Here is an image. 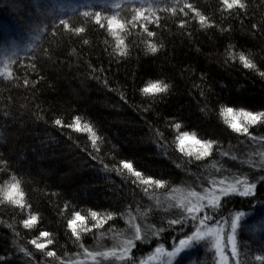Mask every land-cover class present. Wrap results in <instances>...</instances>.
Here are the masks:
<instances>
[{
  "label": "trees",
  "instance_id": "16d2710c",
  "mask_svg": "<svg viewBox=\"0 0 264 264\" xmlns=\"http://www.w3.org/2000/svg\"><path fill=\"white\" fill-rule=\"evenodd\" d=\"M184 2L179 0L175 15L156 12L154 22L147 25L154 37L140 27L143 21L136 22L135 28L126 25V32L120 34L126 54L120 56L106 27L100 29L82 17L87 7L62 12L48 0H0V48L20 39L24 44L10 67L11 78H0V156L9 163L6 171L0 170V186L16 175L26 203L21 209L0 201V264H60L47 257V251H55L64 261H81L84 248L103 251L132 236L130 221L146 235L143 243L136 242V261L194 230L191 221L183 232L180 225L169 227L167 221L182 212L169 200L170 194L175 189L207 187L213 179L246 176L257 183L255 198H224L223 207L213 214L221 222L230 213H248L258 201L264 203V164L258 165L260 170L253 169L260 161L255 154L264 152V124L252 126L250 136L238 135L220 115L221 106L264 110V76L260 75L264 72V0H243L246 8L233 14L222 10L220 0H187L208 17L211 26L203 28L193 12L185 9V16L179 11ZM176 3L161 0L159 6ZM92 9L119 11L125 21L135 14L131 5ZM61 18L72 31L59 24ZM180 21H185L183 28ZM76 27H84L85 32L76 34ZM149 42L157 45V53L147 50ZM241 54L256 68H244ZM155 80L168 83V92L142 95L140 89ZM76 116L94 126L101 138L99 151L87 133L54 124L57 118L70 124ZM177 122L182 124L180 131H195L202 139L217 141L212 154L196 161L178 152V133L172 127ZM121 160L132 161L145 176L163 179L165 186H151L145 192L146 186L127 170L105 171L106 164L119 167ZM90 210L101 217L111 213L113 219L96 229ZM75 211L86 217V225L77 226L79 241L67 227ZM31 214L38 216V222L25 229L22 220ZM83 227L91 230L85 232ZM161 228L158 235L152 234ZM40 231H49L54 240L43 252L29 243ZM262 245L264 230L258 222L238 229L245 264H256L254 257L261 254ZM21 248L32 255L25 256ZM183 264H215V253L202 242L184 255Z\"/></svg>",
  "mask_w": 264,
  "mask_h": 264
},
{
  "label": "snow or ice",
  "instance_id": "6c2138e0",
  "mask_svg": "<svg viewBox=\"0 0 264 264\" xmlns=\"http://www.w3.org/2000/svg\"><path fill=\"white\" fill-rule=\"evenodd\" d=\"M161 0H139V6L134 3V0H120V2L112 3L110 8L112 10H119L122 7L131 5L132 11L135 13L131 20L125 21L120 18L119 11H113L111 14L104 10H93L91 4L87 5L89 10L82 11L81 15L86 22L98 26L100 29L106 27L108 33L116 41L115 51L118 55L123 56L126 54L124 47L125 40L121 37V33L126 32V25L130 24L133 28L136 27V22L140 23V27L146 32L148 37H154L156 33L150 31L147 27L148 24L153 23L152 17L156 16L157 11H169L173 15L176 14L179 6V0L172 7L160 8ZM222 10L229 14H233L235 10H244L246 8L243 0H220ZM185 9L193 12L198 17L200 26L210 27L208 17L197 10L192 3L185 0L183 7L179 8V11L185 16L188 15ZM75 11V10H74ZM147 13V15L145 14ZM157 24L159 17H156ZM59 24L64 29L72 31L69 23L65 19H59ZM179 26L183 28L185 21H180ZM255 28L256 25H253ZM76 34L84 33V27H76L74 29ZM87 43V41H85ZM9 50L12 52V56H18L20 48L15 42H12L6 48L3 49L5 53ZM147 50L155 54L158 51L156 44L149 42L147 44ZM239 60L242 62L243 67L246 69H255L256 65L244 54L239 56ZM264 76V72L260 73ZM0 76L5 79H9L12 76L11 70L8 65L0 67ZM28 82L25 81V84ZM170 85L162 80H155L148 82L140 89L142 95L155 97L160 94L167 93ZM123 99V97H121ZM220 115L224 118L225 124L232 132L238 135L250 136V128L257 124H264V110L254 112L246 109H235L231 106H221ZM54 124L60 127H68L78 133H87L88 138L91 141L92 147L99 151L98 142L100 136L95 130L94 126L89 122H83L81 117H73V121L70 124H65L64 121L57 118L54 120ZM177 130L175 136L176 150L187 157H194L196 161H201L212 154L214 146L217 141L211 139H202L198 137L195 131H180L182 124L177 122L172 125ZM162 135V134H161ZM253 139H255L253 137ZM261 161L264 163V153H260ZM95 158V157H94ZM234 158V157H233ZM251 163V161H249ZM0 164L4 165L3 171H6L9 167L8 161L0 156ZM119 167L110 168L107 164L104 166L105 171L110 172L115 170L117 174H122L121 169L127 170L141 185L146 186L144 191H148V187L155 186V188H163L165 181L163 179H156L152 176H145V174L139 170H136L132 161L121 160ZM264 180V177H261ZM136 181H134L135 183ZM209 183L212 185L210 188H205L203 192H197L189 190L187 193H182L178 197H173L177 200L176 207L182 209V212L178 218L170 219L167 221L169 227L174 225H180V231L183 232L185 226L191 221L192 228L190 234H185L183 238L178 240V243L174 242L171 250H167L163 244L158 245L154 251L146 258L140 260L139 264H183V257L196 245L202 242L210 244L211 249L215 253V264H245V261L241 260V253L238 247V229L243 230L250 224L259 223V226L264 230V203L257 202L252 206L251 212L235 211L230 213L229 219L221 220L215 219L213 214L217 213L222 207L224 198H231L233 196H239L243 198H249L256 196L257 183L250 182L247 177L235 179L231 182L225 179L219 181L213 179ZM174 191L180 192L181 190L175 189ZM24 192L21 189V181L16 175H12L10 180H6L3 186H0V201H7L13 206L21 209L26 207ZM212 213V214H210ZM89 215L92 221H95L94 228L99 229L109 220L113 219V214H107L101 217V214L97 211L90 210ZM247 217V218H246ZM214 221V222H213ZM38 222V216L31 214L27 219L22 220L23 227L25 229H31ZM132 228L134 229V235L128 238L122 239L117 247L106 249L103 251H90L84 248V255L90 259L91 264H109L110 261H117L119 264H136L133 257V250L137 247L136 242L143 243L146 239V235L142 228L130 221ZM78 225H86V217L81 215L79 211L73 213V218L67 221V227L71 230V234L77 241L81 239V232L78 231ZM226 228H230L229 231H225ZM83 231L87 232L91 229L83 227ZM164 229H158L153 231V235H158L160 231ZM226 237V239H225ZM39 238H44V242H39ZM29 243L35 246L37 250L43 252L47 246L53 245L54 240L52 233L49 231H40L37 239L31 240ZM80 247H84L82 244ZM21 252L25 256H31L32 253L26 248H21ZM231 253V257L227 254ZM47 257L60 260V264H85L83 261H64L57 256L55 251H47ZM256 264H264V245L261 247V254H257L254 257Z\"/></svg>",
  "mask_w": 264,
  "mask_h": 264
},
{
  "label": "rangeland",
  "instance_id": "374dc122",
  "mask_svg": "<svg viewBox=\"0 0 264 264\" xmlns=\"http://www.w3.org/2000/svg\"><path fill=\"white\" fill-rule=\"evenodd\" d=\"M50 2H54V3H57V8L59 10H61L62 12H65L67 10H77V9H83L84 7H87V5L91 4V6H102V5H111L112 3H116V2H120V0H48ZM59 3V4H58ZM134 3H139V0H134ZM78 6V7H77ZM147 15V13H145ZM12 42H6L2 48H0V67H4L5 64L8 65V68L10 69L11 65L13 64L14 62V59L15 57L12 56V52L11 50H9L7 53H5L3 51L4 48H6L8 45H10ZM16 45L19 46L20 48V54L24 51V44H23V41L20 39L18 42H15ZM0 78H4L3 76H0ZM261 153H264V152H261ZM255 155H258L259 158H260V161L258 162L257 167H253V169H256V170H260V168H262V166H258V165H261V164H264L262 163L261 161V156H260V152L256 153ZM249 162V161H248ZM252 162V161H251ZM248 165H252V163H248ZM251 167V166H250ZM243 177H246V176H238V178H228V179H225L226 181H233L235 179H240V178H243ZM217 181H219L220 179H215ZM249 180V179H248ZM212 187V185L208 182V186L207 187H201L199 189H181L180 192L178 191H173L171 194H170V198L169 200L172 201L173 205L176 207V204H177V200L176 199H173V197H178L180 196L182 193H187V191L189 190H194V191H197V192H203L205 188H210ZM180 190V189H179ZM182 210V209H180ZM230 228L227 229V231H229ZM134 235V229H132V236ZM125 238H128V237H125ZM124 238V239H125ZM226 239V237H225ZM178 243V242H177ZM119 245V242H117L116 246L117 247ZM171 247L172 246H168L166 247L167 250H171ZM96 251H100V250H96ZM154 251V250H153ZM153 251H149L147 253L144 254L143 257L141 258H138V260L136 259V264H139L140 260L143 259V258H146L149 254H151ZM228 254L231 256V253L230 251H228ZM81 261L85 262V263H88V262H91L89 258H87L85 255L81 258ZM115 261V260H114ZM117 262V261H116ZM119 263V262H118ZM155 264V262H154Z\"/></svg>",
  "mask_w": 264,
  "mask_h": 264
}]
</instances>
